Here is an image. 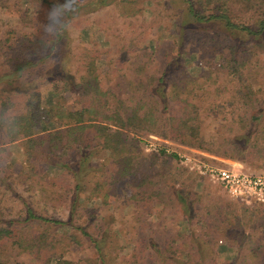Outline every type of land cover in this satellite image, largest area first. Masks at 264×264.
Segmentation results:
<instances>
[{"label": "trees", "instance_id": "1", "mask_svg": "<svg viewBox=\"0 0 264 264\" xmlns=\"http://www.w3.org/2000/svg\"><path fill=\"white\" fill-rule=\"evenodd\" d=\"M20 1L28 6L20 17L27 24H0V182L15 171L8 148L15 143L23 157L17 173L30 187L55 194L56 176L47 168L57 166L68 188L60 192L63 218L35 210L25 198L21 219L0 218V264H29L16 260L21 254L33 264H137L142 252L153 260L148 264H264V202L228 197L219 182L216 193L204 175L177 164L175 152L144 151L139 143L154 134L243 163L264 160V74L254 67V44L238 47L243 40L228 38L264 39V0H181V33L189 22L225 41L223 48L210 39L197 48L203 62L194 72L182 67L181 44L165 62L142 60L151 47L141 46L139 37L55 56L77 16L114 7L115 21L136 31L139 0H68L64 26L55 32L47 29L48 16L65 0ZM97 22L106 38L120 26L105 24L104 17ZM221 29L228 33L218 36ZM253 74L257 87L249 81ZM206 192L216 193L213 207ZM93 199L99 203L88 205ZM119 199L127 210L112 208ZM98 206L131 220L126 252L113 226L126 228L102 224ZM221 238L228 258L216 245ZM79 239L87 243L84 262L81 255L64 258L72 243L73 250L81 248Z\"/></svg>", "mask_w": 264, "mask_h": 264}, {"label": "rangeland", "instance_id": "2", "mask_svg": "<svg viewBox=\"0 0 264 264\" xmlns=\"http://www.w3.org/2000/svg\"><path fill=\"white\" fill-rule=\"evenodd\" d=\"M5 2L7 6L0 5V24H27L26 22H24V20H21L23 17H20L22 15V11L28 6L22 4L20 0H6ZM137 4L140 6L141 10L140 14L135 19V24H140L136 31H132L128 23L124 24L122 21L121 23L119 21H115L113 15L114 7L112 9H110L111 7H107L103 10V12L102 10H97L88 13L85 17L77 16L76 18L72 19L71 22L67 25L68 34L70 36L67 45L58 43V46L55 50V56L57 57L59 55H66L67 58L68 55L71 54L72 57V54H76L81 47L85 46L90 48H111V46L114 45V40H116L117 37H120L119 42H124L125 40H130V38L139 37V44H141V46H144V44L148 43L151 47V53L148 55V57L142 55V60L148 59L151 65L157 62H165L174 54V48H176V46H180L178 44H181V47L185 50L183 55H181L180 57L182 67H184V69H186L187 71L194 72L203 62V59L197 52V48H199L200 46H206L209 39V42H214L219 48H223L222 44H224L225 41L220 37L212 38L210 36L211 30L208 26L191 25L189 24V22H187V24H185L184 22L182 24V26L184 27L183 33L179 31L181 18L185 16L184 5L181 0H139ZM33 7L35 8L34 4L29 5V8H31L29 9V13L32 12L31 10L33 9ZM99 17L105 18V24H120V26L117 27L116 30L113 29L114 32L112 33V37L109 36L108 38H106L103 34L101 28L99 27L100 24L97 22ZM219 33L221 35L218 36H222L227 34L228 32H225L221 29ZM228 38L234 40V42H241V40H243L244 43L242 42V44H238V47H249V45L253 43L254 45H252L251 48H253L254 52L258 54L256 55V64L254 67L258 68V71L264 74V39L259 38L256 40H252L249 37L247 39L243 38L242 36H238L237 34H235L234 37L232 35H228ZM211 61L213 63H216V61H218L217 54L212 56ZM249 81L253 87H257L259 84V78L258 76H256V74L250 76ZM260 85H264L263 80ZM139 139V143L144 151H149L144 149V142L148 140L159 143L157 146H162L164 150L165 148H167V152L173 151L178 152L179 154L186 152H198L206 154L208 156H213V158L220 160L222 162L221 164L226 167L252 172H259L264 170V160H262L261 158L253 160L250 163H243L230 158H227L228 160L226 161H222V159L219 158L221 156L217 157L215 155L200 151L196 148L184 146L180 143L159 137L154 134L143 135L140 136ZM8 148L10 150L9 159L11 160V164L13 165L15 171L8 174V179L6 181L0 182V212H2L0 214V218L8 219L9 217H11L21 219L23 216V208L21 207L22 205L20 204V200L22 198H25L28 202H30L32 204V207L39 212L47 214L51 217L63 218L65 216L66 210L61 204V202H63L61 201L63 196L61 198L60 192L63 191V188H68V179L63 175L61 169H59L57 166H49L47 168V172L50 175H53L54 177L56 176L57 183H55V185L57 191L55 194L52 195L46 190L49 188H45L41 191L37 186L30 187V184L32 183H28L26 179H24L23 181L22 176L17 173V170L23 164V157L18 149V146L15 143H12L8 145ZM176 162L177 164L186 167L184 164L178 161L177 157ZM237 162L240 163V165H238ZM206 182H209L212 185L214 184L213 186H215L214 188L216 190V193L217 190L219 192L221 191L218 188L219 184L216 183V181L210 180L208 177H206ZM8 184H10L9 188L7 187ZM61 184L64 186L60 187ZM199 186L200 185L198 184L195 190H199ZM66 189L64 191H66ZM216 193L206 192L205 200L209 206L212 205L213 207L215 205L214 202L216 200L213 197ZM225 194L226 196L231 197V195L227 192ZM91 203L96 205L99 203V201L97 199H93L88 203V205H91ZM122 203L123 199L116 200L112 204V208L120 209L122 211L127 210L128 207L126 205L123 206ZM95 213H99L100 217L101 215L104 216V219L102 218L101 220V223L104 225H111V223H116L117 226L121 225L126 228V232H123L122 230H120L119 232L117 227L113 226V230H115L117 232L116 235L119 236L120 244L125 245L122 252H126V250L130 249L132 243L129 242L128 236H130L132 231L130 230L129 226L127 227L126 225H128L131 220H118L116 219L117 215L115 214H113L114 217H111V213H108V211H106L103 206H98V210L95 211ZM126 216L128 217L129 214H125V218ZM30 230L33 231L34 229ZM53 231L60 232V226ZM216 243V245L218 246V250L222 253V256L224 258H228L232 255L231 251H229V249L226 247L223 238L219 239ZM73 244L74 243H72L69 248H66L67 251L65 250L66 252H64V258L68 259L81 255V261L84 262L83 260L88 254V250L85 248L87 246L86 241L79 239L78 244L81 248L78 251L72 249ZM4 247L11 248L7 244L4 245ZM17 258V261H21L19 259H22L25 263L28 261L29 264H33V261H29L28 256H26L25 254L18 255ZM139 259L140 260L137 264H143L148 260H152L148 258V252L140 253Z\"/></svg>", "mask_w": 264, "mask_h": 264}, {"label": "built area", "instance_id": "3", "mask_svg": "<svg viewBox=\"0 0 264 264\" xmlns=\"http://www.w3.org/2000/svg\"><path fill=\"white\" fill-rule=\"evenodd\" d=\"M159 143L144 142L145 150H156ZM167 151V148H165ZM176 153L178 161L188 169L219 182L231 196L248 201L250 199L264 202V172L251 173L241 169H235L222 165H216L205 161L192 153Z\"/></svg>", "mask_w": 264, "mask_h": 264}, {"label": "clouds", "instance_id": "4", "mask_svg": "<svg viewBox=\"0 0 264 264\" xmlns=\"http://www.w3.org/2000/svg\"><path fill=\"white\" fill-rule=\"evenodd\" d=\"M68 10V0H65L62 5L54 7L48 16L49 23L47 29L52 32L60 30L64 26V20L62 17L67 15Z\"/></svg>", "mask_w": 264, "mask_h": 264}, {"label": "crops", "instance_id": "5", "mask_svg": "<svg viewBox=\"0 0 264 264\" xmlns=\"http://www.w3.org/2000/svg\"><path fill=\"white\" fill-rule=\"evenodd\" d=\"M165 151H166V150H165ZM215 156H216V155H215ZM212 157H213V156H212ZM217 157H219V156H217ZM219 158L222 159V161H226V160H228V159L225 158V157H219ZM232 161H233V160H232ZM237 164L240 165V163H238V162H237ZM261 202H262V201H261Z\"/></svg>", "mask_w": 264, "mask_h": 264}]
</instances>
